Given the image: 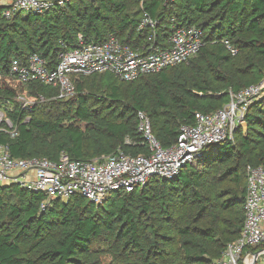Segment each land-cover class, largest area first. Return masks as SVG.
Here are the masks:
<instances>
[{"label":"trees","instance_id":"16d2710c","mask_svg":"<svg viewBox=\"0 0 264 264\" xmlns=\"http://www.w3.org/2000/svg\"><path fill=\"white\" fill-rule=\"evenodd\" d=\"M142 9L156 22L160 47H167L175 27L200 29L198 55L131 82L111 74L73 76L76 94L68 100L38 82L17 84L43 100L26 110L16 102L6 78L11 61L37 54L54 68L79 34L86 42L111 34L137 47L152 33L137 31ZM142 9L136 0H69L8 20L0 6V109L16 132H0V145L13 158L57 160L65 152L83 161L118 149L147 155L138 112L167 148L181 126L194 124L196 113L221 109L230 94L263 78L264 0H145ZM244 125L231 139L206 147L177 177L151 178L132 192L112 193L102 205L72 196L43 210L42 194L0 186V264H101L93 249L98 239L119 264H214L242 229L247 167L264 168V95L249 106Z\"/></svg>","mask_w":264,"mask_h":264},{"label":"built area","instance_id":"2783aa9c","mask_svg":"<svg viewBox=\"0 0 264 264\" xmlns=\"http://www.w3.org/2000/svg\"><path fill=\"white\" fill-rule=\"evenodd\" d=\"M69 0H14L1 5L3 16L15 14H43L53 7H63ZM145 0H139L142 9ZM156 22L142 9L138 32L148 28L152 33L137 47L122 44L109 34L102 41L86 42L79 34L74 48L62 51L54 68L37 54L24 63L11 61L6 78L17 84L38 82L57 90L56 99L68 100L75 96L73 76L88 77L111 74L120 81L131 82L141 76L187 64L203 46V34L197 27H175L167 38V47L156 44L153 32ZM231 55L236 50L227 41ZM264 95V76L255 85L230 94L229 102L209 113H196L192 126H181L177 141L164 148L152 132L148 116L137 114V131L147 145V155L133 156L120 149L88 160L75 161L65 152L57 160L46 158H13L7 146L0 145V186L18 185L42 194L45 209L52 200L68 201L81 196L94 205H102L114 192H132L142 188L151 178L171 180L191 164L208 146L232 138L236 126L244 122L249 106ZM37 99L43 100L39 96ZM16 132L5 111L0 109V132ZM129 143V141H126ZM247 188L244 201V222L236 240L227 245L214 264H245L244 250L264 245V168L247 167Z\"/></svg>","mask_w":264,"mask_h":264},{"label":"rangeland","instance_id":"374dc122","mask_svg":"<svg viewBox=\"0 0 264 264\" xmlns=\"http://www.w3.org/2000/svg\"><path fill=\"white\" fill-rule=\"evenodd\" d=\"M11 0H0L1 5L8 4ZM138 2V5L140 7L139 0H136ZM6 84V83H4ZM7 85V84H6ZM11 87L16 91L17 98L16 102L20 105L23 109L33 108L37 106V104H40L42 100L37 99L35 97H31L29 95L28 90L23 88L22 86H18L17 83L13 82L11 83ZM53 114V113H52ZM245 127L244 122L240 123L236 126V128L239 127ZM88 202V201H86ZM106 206V204H105ZM93 249L96 252L97 256L99 257V260L101 264H119L121 262V259L115 255L113 250H111L110 246H107V243H105L104 240L98 239L95 240L93 243Z\"/></svg>","mask_w":264,"mask_h":264},{"label":"crops","instance_id":"0c3cea01","mask_svg":"<svg viewBox=\"0 0 264 264\" xmlns=\"http://www.w3.org/2000/svg\"><path fill=\"white\" fill-rule=\"evenodd\" d=\"M243 259L245 264H253V262L254 264H264V245L245 249Z\"/></svg>","mask_w":264,"mask_h":264},{"label":"water","instance_id":"95a60500","mask_svg":"<svg viewBox=\"0 0 264 264\" xmlns=\"http://www.w3.org/2000/svg\"><path fill=\"white\" fill-rule=\"evenodd\" d=\"M255 255V254H254ZM253 264H254V262H253Z\"/></svg>","mask_w":264,"mask_h":264}]
</instances>
